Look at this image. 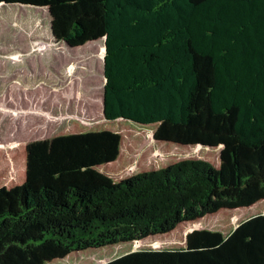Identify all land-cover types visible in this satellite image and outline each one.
Returning a JSON list of instances; mask_svg holds the SVG:
<instances>
[{
    "label": "trees",
    "instance_id": "1",
    "mask_svg": "<svg viewBox=\"0 0 264 264\" xmlns=\"http://www.w3.org/2000/svg\"><path fill=\"white\" fill-rule=\"evenodd\" d=\"M1 2L107 50L102 125L0 146V264H264V0Z\"/></svg>",
    "mask_w": 264,
    "mask_h": 264
},
{
    "label": "rangeland",
    "instance_id": "2",
    "mask_svg": "<svg viewBox=\"0 0 264 264\" xmlns=\"http://www.w3.org/2000/svg\"><path fill=\"white\" fill-rule=\"evenodd\" d=\"M104 50V38L78 47L56 41L45 7L0 3V104H14L9 108L18 114L19 126L13 128L11 138L19 144L51 138L75 121L85 128L102 125ZM148 138L153 145V131ZM140 155L133 159L129 173L143 168ZM135 243L78 253L51 264H102L134 250Z\"/></svg>",
    "mask_w": 264,
    "mask_h": 264
},
{
    "label": "crops",
    "instance_id": "3",
    "mask_svg": "<svg viewBox=\"0 0 264 264\" xmlns=\"http://www.w3.org/2000/svg\"><path fill=\"white\" fill-rule=\"evenodd\" d=\"M11 104V105H10ZM9 106H14L13 103H9L8 107L2 106L0 104V146L3 147H15L19 144L16 139L11 138V131L14 127L18 125V121H15L17 115L13 114L12 111L10 112ZM29 124V122H26ZM30 125V124H29ZM35 126L34 124H32ZM19 129V126H17Z\"/></svg>",
    "mask_w": 264,
    "mask_h": 264
},
{
    "label": "water",
    "instance_id": "4",
    "mask_svg": "<svg viewBox=\"0 0 264 264\" xmlns=\"http://www.w3.org/2000/svg\"><path fill=\"white\" fill-rule=\"evenodd\" d=\"M51 17V16H50ZM51 32H52V36L54 37V31H53V29H52V27H51ZM107 50V47H106V45H105V51ZM105 54H106V52H105ZM104 67H105V57H104ZM104 75H105V73H104ZM103 112H104V114H105V95L103 96Z\"/></svg>",
    "mask_w": 264,
    "mask_h": 264
},
{
    "label": "bare ground",
    "instance_id": "5",
    "mask_svg": "<svg viewBox=\"0 0 264 264\" xmlns=\"http://www.w3.org/2000/svg\"><path fill=\"white\" fill-rule=\"evenodd\" d=\"M2 3V2H1ZM2 4H4V3H2ZM97 41V40H96ZM105 53V50H104V52H103V54Z\"/></svg>",
    "mask_w": 264,
    "mask_h": 264
}]
</instances>
